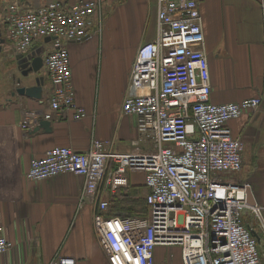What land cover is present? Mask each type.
<instances>
[{
  "label": "built area",
  "instance_id": "built-area-1",
  "mask_svg": "<svg viewBox=\"0 0 264 264\" xmlns=\"http://www.w3.org/2000/svg\"><path fill=\"white\" fill-rule=\"evenodd\" d=\"M102 9L99 1L89 0L8 5L5 21L15 52L45 45L43 67L53 87L49 109L22 112L24 130L55 114L71 113L74 120L88 116L76 101L66 41L86 38ZM46 37L52 40L45 43ZM211 93L199 0H157V35L137 49L122 106L123 113L137 117V132L150 147L118 152L113 140L97 137L86 151L54 146L31 160L26 177L82 176V197L98 198L106 210L102 191L127 186L129 171L145 174L147 216L97 219L109 264H156L158 246H180L182 264H264L244 220L250 212L262 221L261 207L248 203L246 186L233 176L243 168L242 144L229 126L244 112L257 110L262 98L214 103ZM3 232L0 226V258L13 247ZM48 264H76V259L57 253Z\"/></svg>",
  "mask_w": 264,
  "mask_h": 264
},
{
  "label": "crops",
  "instance_id": "crops-1",
  "mask_svg": "<svg viewBox=\"0 0 264 264\" xmlns=\"http://www.w3.org/2000/svg\"><path fill=\"white\" fill-rule=\"evenodd\" d=\"M19 1L35 8L59 0ZM60 1L67 6L80 0ZM89 1L102 4L101 19L94 16L83 40L66 41L76 101L88 116L74 120L71 113L55 114L51 131H34L36 126L26 131L20 123L22 112L49 109L53 87L44 70L42 100L13 95L20 73L5 21L13 0H0V29L11 45L2 57L7 69L0 85V226L13 243L1 256V264H48L57 253L74 257L76 264H109L97 219L126 216L110 208L116 194L102 191L108 208L101 210L98 198L82 197L84 177L65 173L33 181L26 172L31 160L47 149L71 146L86 151L93 137L113 140L112 148L118 152L150 147L149 140L137 132V117L123 113L122 106L137 49L157 35V0ZM199 8L210 66V100L227 103L262 98L257 110L244 112L229 121V126L242 144L243 168L233 176L251 187L261 207L262 221L250 212L244 220L256 233L264 261V0H199ZM128 180V186L146 192L143 172L129 171Z\"/></svg>",
  "mask_w": 264,
  "mask_h": 264
},
{
  "label": "water",
  "instance_id": "water-1",
  "mask_svg": "<svg viewBox=\"0 0 264 264\" xmlns=\"http://www.w3.org/2000/svg\"><path fill=\"white\" fill-rule=\"evenodd\" d=\"M52 37H46L45 43H49ZM6 38L2 35L0 29V51L2 45L6 44ZM45 51V45H42L28 53L15 52L14 60L17 64V70L20 73L19 78L16 81V87L13 90V95H19L27 99L42 100L43 90L46 83V76L44 74V60L42 53ZM25 81H29L25 84ZM45 129V131H51V120L40 119L34 131ZM247 201L250 205H256L257 202L252 194L250 186H246ZM254 236L256 233L252 230Z\"/></svg>",
  "mask_w": 264,
  "mask_h": 264
},
{
  "label": "trees",
  "instance_id": "trees-1",
  "mask_svg": "<svg viewBox=\"0 0 264 264\" xmlns=\"http://www.w3.org/2000/svg\"><path fill=\"white\" fill-rule=\"evenodd\" d=\"M145 186V195L137 190L133 186H123L118 188L115 192L116 196L113 197L110 203V208L113 207L121 212V215L126 216H147L149 213V206L147 203V195L149 193V188ZM138 208V209H136ZM142 209V212L139 211Z\"/></svg>",
  "mask_w": 264,
  "mask_h": 264
},
{
  "label": "rangeland",
  "instance_id": "rangeland-1",
  "mask_svg": "<svg viewBox=\"0 0 264 264\" xmlns=\"http://www.w3.org/2000/svg\"><path fill=\"white\" fill-rule=\"evenodd\" d=\"M3 37L6 38L5 35H3ZM10 46L11 45H9V43L2 45V50L0 51V85L4 81L3 77L6 78L5 76H6V69H7V62H5L2 59V57H4V53L11 51ZM14 68H16V67L14 66ZM2 74H3V76H2ZM239 176H238V178L237 177L236 178L239 179ZM145 193H144V195H145ZM136 209H138V208H136ZM139 211L142 212V209H139ZM156 262H157L156 264H182L183 261H182V249H181V247L180 246H158L156 248Z\"/></svg>",
  "mask_w": 264,
  "mask_h": 264
},
{
  "label": "flooded vegetation",
  "instance_id": "flooded-vegetation-1",
  "mask_svg": "<svg viewBox=\"0 0 264 264\" xmlns=\"http://www.w3.org/2000/svg\"><path fill=\"white\" fill-rule=\"evenodd\" d=\"M34 48H37V46H36V45H34V46L31 48V50H32V49H34ZM12 54H13V52H12Z\"/></svg>",
  "mask_w": 264,
  "mask_h": 264
}]
</instances>
